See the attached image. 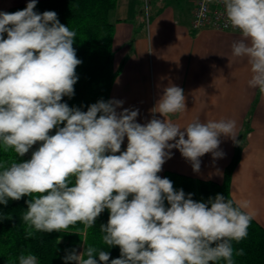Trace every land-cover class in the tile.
<instances>
[{
	"label": "clouds",
	"instance_id": "9594fccd",
	"mask_svg": "<svg viewBox=\"0 0 264 264\" xmlns=\"http://www.w3.org/2000/svg\"><path fill=\"white\" fill-rule=\"evenodd\" d=\"M220 2L226 26L240 33L231 54L246 59L248 87L264 96V0ZM36 3L0 11V149L22 158L39 145L30 159L0 161V205L29 197L25 238L77 223L91 228L107 210L102 242L119 247V258L86 245L66 254L65 264H235L243 249L233 242L248 236L254 218L248 205L222 194L196 201L159 173L173 149L197 173L205 154L223 158L221 137L237 142L236 121L174 123L168 117L186 110L184 90L175 85L151 109L165 119L153 115L144 124L138 109L118 112L120 100H100L87 111L70 107L62 101L74 96L82 63L73 46L77 33L55 11H34ZM18 264L38 260L21 254Z\"/></svg>",
	"mask_w": 264,
	"mask_h": 264
},
{
	"label": "crops",
	"instance_id": "0c3cea01",
	"mask_svg": "<svg viewBox=\"0 0 264 264\" xmlns=\"http://www.w3.org/2000/svg\"><path fill=\"white\" fill-rule=\"evenodd\" d=\"M41 1V0H37ZM29 0H0V11L27 5ZM196 0H118L111 16L114 25L115 79L110 100L139 110L137 122L144 124L155 115L163 89L171 85L184 90L186 110L168 119L180 126L199 120L236 121L237 142L221 137L223 158L201 157L200 171L177 149L160 173L175 172L196 180L222 183L236 147L242 145L230 194L264 228V96L248 87L251 73L246 59L235 58L231 45L240 33L191 27ZM147 5V10H146ZM127 139L122 144L126 149Z\"/></svg>",
	"mask_w": 264,
	"mask_h": 264
},
{
	"label": "trees",
	"instance_id": "16d2710c",
	"mask_svg": "<svg viewBox=\"0 0 264 264\" xmlns=\"http://www.w3.org/2000/svg\"><path fill=\"white\" fill-rule=\"evenodd\" d=\"M118 0H41L37 1L34 11H55L60 23L69 26L77 33L74 42L77 58L82 63L76 68L78 76L74 85V96L63 97L70 107L87 111L88 106L100 100H110L115 79L121 68L115 70L113 37L114 25L111 16ZM27 5L12 8L8 12L22 10ZM242 145H238L234 157L226 167L222 183L196 180L175 173H159L173 182L175 189L193 194L196 201H207L209 197L222 194L232 199L230 194L233 173L241 160ZM27 160L17 157L10 151L0 149V161ZM9 201L7 206L0 205V264H18L21 254H33L38 264H65L64 257L72 250L84 251L86 245L110 253V260L119 258V247L109 248L102 242L100 225L106 224L109 213L105 210L91 228L77 223L66 231L51 233L35 232L33 237L25 238V225L22 215L27 209L26 200ZM233 200V199H232ZM235 203V202H234ZM12 219H6L7 216ZM236 250L243 249V255H234L235 264H264V228L252 219L248 236L239 243L233 242ZM98 259V257H97ZM110 264V261H109ZM223 264V261L221 262Z\"/></svg>",
	"mask_w": 264,
	"mask_h": 264
},
{
	"label": "built area",
	"instance_id": "2783aa9c",
	"mask_svg": "<svg viewBox=\"0 0 264 264\" xmlns=\"http://www.w3.org/2000/svg\"><path fill=\"white\" fill-rule=\"evenodd\" d=\"M226 23L224 6L220 0H196L191 23L193 30L200 31L203 29H211L215 31H231L239 33L238 30L226 26ZM38 146L39 145H34L33 149L25 154L23 158L30 159L31 152L36 150Z\"/></svg>",
	"mask_w": 264,
	"mask_h": 264
},
{
	"label": "rangeland",
	"instance_id": "374dc122",
	"mask_svg": "<svg viewBox=\"0 0 264 264\" xmlns=\"http://www.w3.org/2000/svg\"><path fill=\"white\" fill-rule=\"evenodd\" d=\"M79 253H80V251H79Z\"/></svg>",
	"mask_w": 264,
	"mask_h": 264
}]
</instances>
